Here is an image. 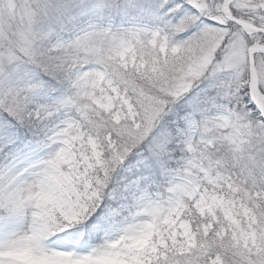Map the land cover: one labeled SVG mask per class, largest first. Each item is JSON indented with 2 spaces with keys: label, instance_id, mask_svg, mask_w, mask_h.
<instances>
[{
  "label": "snow or ice",
  "instance_id": "6c2138e0",
  "mask_svg": "<svg viewBox=\"0 0 264 264\" xmlns=\"http://www.w3.org/2000/svg\"><path fill=\"white\" fill-rule=\"evenodd\" d=\"M0 264H264V0H0Z\"/></svg>",
  "mask_w": 264,
  "mask_h": 264
}]
</instances>
